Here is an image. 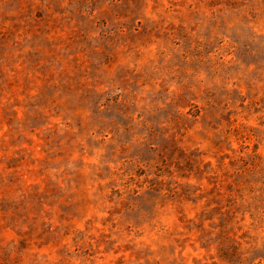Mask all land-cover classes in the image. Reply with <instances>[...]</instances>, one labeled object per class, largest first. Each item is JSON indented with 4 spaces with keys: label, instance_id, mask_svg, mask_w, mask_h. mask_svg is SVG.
I'll return each instance as SVG.
<instances>
[{
    "label": "rangeland",
    "instance_id": "1",
    "mask_svg": "<svg viewBox=\"0 0 264 264\" xmlns=\"http://www.w3.org/2000/svg\"><path fill=\"white\" fill-rule=\"evenodd\" d=\"M0 264H264V0H0Z\"/></svg>",
    "mask_w": 264,
    "mask_h": 264
}]
</instances>
